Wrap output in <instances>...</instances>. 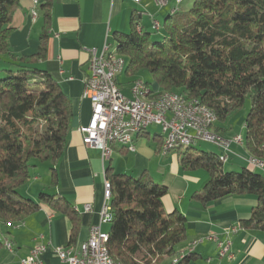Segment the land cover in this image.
I'll list each match as a JSON object with an SVG mask.
<instances>
[{
    "label": "trees",
    "instance_id": "16d2710c",
    "mask_svg": "<svg viewBox=\"0 0 264 264\" xmlns=\"http://www.w3.org/2000/svg\"><path fill=\"white\" fill-rule=\"evenodd\" d=\"M18 7L19 0H0V223L17 224L45 202L70 220L67 245H74L79 217L65 197L41 191L38 202L20 192L31 178L32 160L50 164V185L56 186L73 110L57 80L38 64L47 56L51 1L41 5L42 31L30 55H17L9 44ZM131 24L129 32L114 34V51L126 58L124 72L136 76L147 70L151 80L146 83L155 82L158 94L171 91L196 100L215 112L217 122L249 99L243 149L264 161V0H193L189 9L165 20L158 40L136 30L134 17ZM195 144L176 149L183 168L208 175L191 199L206 204L228 195L253 196L255 205L239 225L264 234V174L249 166L226 170L219 153ZM106 178L109 255L122 264H168L178 257L186 217L164 210L167 187L147 171L138 177L107 172ZM193 257L183 255L177 264H189Z\"/></svg>",
    "mask_w": 264,
    "mask_h": 264
},
{
    "label": "crops",
    "instance_id": "0c3cea01",
    "mask_svg": "<svg viewBox=\"0 0 264 264\" xmlns=\"http://www.w3.org/2000/svg\"><path fill=\"white\" fill-rule=\"evenodd\" d=\"M50 1L51 26L47 56L38 64L57 80L63 93L71 100L73 117L65 148L56 165V186L50 185L48 164L40 174H35L20 188L22 195L38 201L41 191L56 193L72 204L79 217L75 244L70 245L76 250L87 239L91 226L99 225L103 232H108L109 222H100L107 172L138 177L147 171L155 182L167 187V193L162 198L164 210H177L186 217V239L177 246V256L194 255L189 264H264V234L243 229L239 225L240 220L249 217L255 198L250 195H228L206 204L191 199V195L206 182L208 175L202 169L183 168L176 151L178 148L163 153V136L158 127L155 134L159 136L154 134L152 139L147 129L134 136V152L118 143H111L108 159H103L99 150L85 146L82 134L78 131L79 126L88 123L91 114L89 101L81 97L83 82L89 75L87 49L94 47L100 52L105 44L113 52L115 48L111 49V43L114 34L129 32L133 17L139 31L150 34L159 31L160 19L166 20L180 11L185 0H166L163 5L157 4L155 0H141L138 3L133 0ZM44 2L38 0L35 7L37 17L32 21V0H19V7L11 20L14 29L9 36L11 49L17 55H30L37 51L43 26L44 11L41 5ZM153 20L159 23L157 30L150 28ZM116 80L123 93L130 96V86L137 80L135 76H128L123 71ZM143 80L148 82L147 79ZM148 85L153 93H157L155 82L151 81ZM214 129L230 139L236 135L232 133L231 127L229 131L220 122H216ZM207 145L211 147L210 150L223 156L216 147ZM230 150L229 158L224 162L229 163V168L224 169L239 170L249 166L264 174V171L246 164L244 156L249 155L243 149V143L231 142ZM33 164V168L38 167L36 162ZM85 204H90L89 211L84 209ZM39 205L36 212L17 224L0 223V264H21V260L27 257L36 244L47 246L40 256L43 264H68L59 261L52 249L67 246L71 222L47 203L40 201ZM234 227H237V231L229 232ZM208 236L230 240L232 257L218 258L216 242L208 240ZM4 242L11 244V250L5 248Z\"/></svg>",
    "mask_w": 264,
    "mask_h": 264
},
{
    "label": "built area",
    "instance_id": "2783aa9c",
    "mask_svg": "<svg viewBox=\"0 0 264 264\" xmlns=\"http://www.w3.org/2000/svg\"><path fill=\"white\" fill-rule=\"evenodd\" d=\"M133 1L138 3L141 0ZM155 2L163 5L166 0H155ZM32 3L33 8L30 15L31 20L34 21L37 17L35 11L37 0H32ZM152 29L157 30L156 20L152 21ZM103 48H105V44ZM87 50L89 51V75L83 82L81 97L89 101L91 114L88 123L79 126L78 131L82 134L83 144L99 150L103 159H108L110 156L105 150V141H108L109 136H119L121 145H128L130 152L135 151L134 137L122 139V132H116V125L147 127L155 125L159 130L167 132L168 142L185 140L190 143L211 144L228 158L231 153V142L239 144V135H235L231 139L227 137H223L222 140L212 139L209 131L205 128V118L207 117L202 113V107L198 104L183 103L178 99V96H166L156 106L137 104L134 101V93H138V88H145V92L152 94L153 90L150 86L144 80L138 79L130 86V96H126L120 87H110L107 84V73L112 70V66L117 65L115 57H112L110 61H101L102 50L98 52L94 47ZM244 160L246 164L264 171V164L253 163L247 157ZM104 204H109L106 193H104L100 222H105L109 215V211H104ZM84 209L89 211L90 204H85ZM236 231L237 227H234L229 232ZM102 233L99 225H93L89 229L87 239L81 243L78 253H71L70 245L54 247L53 253L59 261L68 264H112L99 252V235ZM207 239L216 242L218 258L232 257L230 240H219L217 236H208ZM46 249L47 246L44 244L34 245L27 257L23 258L20 263L43 264L40 256Z\"/></svg>",
    "mask_w": 264,
    "mask_h": 264
},
{
    "label": "bare ground",
    "instance_id": "6f19581e",
    "mask_svg": "<svg viewBox=\"0 0 264 264\" xmlns=\"http://www.w3.org/2000/svg\"><path fill=\"white\" fill-rule=\"evenodd\" d=\"M181 0H177L179 2ZM38 4V0H37ZM136 28L139 29V27ZM159 28V23L157 22V29ZM112 57H115V60L117 61L116 66H112V70H109L107 73V84H109L110 87H118L117 85V76L121 74L125 69V59L118 55L114 50L113 52L109 50L108 46L105 45V48L102 49L101 52V61H110ZM138 80V79H137ZM136 82V80L134 81ZM133 82V84H134ZM132 84V85H133ZM166 96H178V99L182 101L183 103H189V104H198L200 107H202V113L206 115L207 118H205V128L207 131H209V134L211 135L212 139L214 140H222L224 136L220 135L219 133L215 132L213 130L214 125L217 122V116L215 112L205 105L200 104L196 100H191L186 98L184 95L179 94L177 92H171V91H165L163 93H153L145 92V88H138V93H134V101L137 102V104L141 106H156L157 103H160L161 100L165 99ZM147 129V126H132V125H116V132H122V139H129L133 138L136 134L142 133ZM161 135L163 136V142H162V152L165 153L171 150H174L180 146H189L194 143H190V141L185 140H176L172 142H168V134L166 131L160 130ZM111 143H119V136H109L108 141H105V150L107 153L110 154V144ZM243 143L242 137L239 135V144ZM121 145V144H120ZM125 146L128 149V145H122ZM247 158H250L253 163L257 164H264L263 160H259L256 158H253L251 156H248ZM222 159L226 161L228 159V156L223 155ZM250 165V164H249ZM253 166V165H250ZM254 167V166H253ZM257 169V168H256ZM259 170V169H258ZM104 193H106L108 198V203L110 199L111 194V186L109 183V180L104 181ZM104 211H109V215L107 216L105 222H110L112 220V214L110 211L109 204H104ZM110 224V223H108ZM107 241H108V232H103L102 235H99V252L102 254V256L107 259L109 263L112 264H122L118 260H114L108 253L107 250ZM5 248L11 250L12 246L8 242H4ZM81 246L78 247V249L74 250L70 247L71 253H78V250ZM182 256H178L176 258H173L168 264H177L178 260L181 259Z\"/></svg>",
    "mask_w": 264,
    "mask_h": 264
},
{
    "label": "rangeland",
    "instance_id": "374dc122",
    "mask_svg": "<svg viewBox=\"0 0 264 264\" xmlns=\"http://www.w3.org/2000/svg\"><path fill=\"white\" fill-rule=\"evenodd\" d=\"M192 2H193V0H185L183 2V4L180 6V11L189 9L191 4H192ZM164 23H165V19L161 18L160 19L161 30L152 31V33L150 35L152 40H158V39H160L163 36ZM150 28H152L151 25H150ZM111 45H112L111 49L115 48V40L112 41ZM121 57H123L125 59V61H126V58L124 56H121ZM0 66H2L1 62H0ZM135 79H142V80L143 79H147V81H150L151 80V76H150V73L147 70H143V71H140L135 76ZM153 86L156 87V85H153ZM249 107H250V100L246 99L245 103H244V106L241 109L232 112L224 121H222L220 123L223 125V127L227 126L229 129L231 127L232 128V133H234L236 135H240L241 137H244V134H245L244 118H245L246 113L248 112ZM156 127L157 126H155V125H149L148 128H147V131L149 132V135H150L149 137L151 139H152V136L155 134V131H157ZM229 131H231V129ZM155 135L159 136V134H155ZM195 145H196V147L201 148V149H205V150H210V148H211L207 144H204V143L201 144V142H198ZM179 148L181 150H183L185 148V146H180ZM246 156H244V158ZM31 162H33V163L36 162V164H38L37 168H31V178L35 174H37V175L40 174L41 171L49 164L48 162H38L37 160H32ZM223 166H224V168L227 169V168H229V163H227V164L224 163ZM36 169H38V170H36ZM42 177H40V178H42ZM217 257H218V254H217Z\"/></svg>",
    "mask_w": 264,
    "mask_h": 264
}]
</instances>
